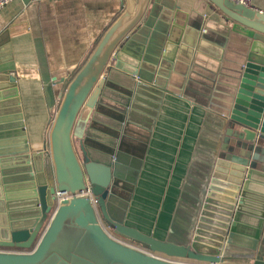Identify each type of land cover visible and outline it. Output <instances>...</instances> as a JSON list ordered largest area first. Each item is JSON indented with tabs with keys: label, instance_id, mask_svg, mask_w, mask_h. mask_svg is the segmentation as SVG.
<instances>
[{
	"label": "water",
	"instance_id": "1",
	"mask_svg": "<svg viewBox=\"0 0 264 264\" xmlns=\"http://www.w3.org/2000/svg\"><path fill=\"white\" fill-rule=\"evenodd\" d=\"M125 1V12L61 96L47 153L31 152L19 109L15 66L13 61L0 62V176L8 219V238H0V264H185L177 260L264 264L260 256L264 252V167L251 163L249 152L246 161L230 160L225 152L216 161L188 244L158 240L125 224L140 169V163L131 159L137 154L125 148V137L131 136L136 111L153 118L159 111V103L152 109L142 105L141 90L161 100L170 92L168 83L183 50L186 28V22H179V9L166 23L158 21L154 26L155 6L145 17L152 0ZM207 1L233 23V32L244 37L228 69L223 116L230 129L237 128L240 139L255 144V153L260 154L264 13L230 0ZM115 70L126 72L135 82L126 94H113L119 104H114L113 120L120 133H114V142L107 146L81 115L86 107H95L96 93L103 95L101 103L107 99L108 78ZM79 125L78 150L74 136ZM144 153L137 157L143 159ZM88 191L90 195H82ZM57 192L72 197L55 207Z\"/></svg>",
	"mask_w": 264,
	"mask_h": 264
},
{
	"label": "crops",
	"instance_id": "2",
	"mask_svg": "<svg viewBox=\"0 0 264 264\" xmlns=\"http://www.w3.org/2000/svg\"><path fill=\"white\" fill-rule=\"evenodd\" d=\"M153 6L154 26L158 21L166 23L174 10L182 12L179 22H186L184 44L168 83L170 92L161 100L141 90L144 107L152 109L159 103L156 117L136 111L130 122L131 136L125 137L126 149L137 155L145 150L143 159L131 158L140 163V169L125 224L158 240L186 245L194 235L221 154L246 161L249 152L251 163L262 168L264 141L257 144L262 150L256 154L255 144L240 139L237 128L230 129L223 116L221 100L228 69L244 41L232 31L233 23L207 0H152L146 19ZM252 8L264 13V0H252ZM125 10V0H15L0 11V62L13 61L15 66L19 109L32 153L49 152L61 96ZM109 77L107 99L101 103L103 95L96 93L95 107H86L81 115L107 146L114 142L113 134L120 133L113 120L117 114L114 104L119 105L114 95L126 94L135 82L122 70ZM122 138L121 134L120 142ZM74 140L79 150V140ZM3 195L0 176V238L7 239ZM260 256L264 258L263 251Z\"/></svg>",
	"mask_w": 264,
	"mask_h": 264
},
{
	"label": "built area",
	"instance_id": "3",
	"mask_svg": "<svg viewBox=\"0 0 264 264\" xmlns=\"http://www.w3.org/2000/svg\"><path fill=\"white\" fill-rule=\"evenodd\" d=\"M13 1L15 0H0V11L3 10L6 6H8L9 4H11ZM235 4L238 5H242V6H246V7H250L252 8V0H230ZM87 194H91L90 191L88 192H84L82 195H87ZM57 196V200H56V204L55 207L59 206V204L61 203V201L66 200V199H71V195L68 193H60L57 192L56 193ZM94 204H96V200L93 199Z\"/></svg>",
	"mask_w": 264,
	"mask_h": 264
},
{
	"label": "rangeland",
	"instance_id": "4",
	"mask_svg": "<svg viewBox=\"0 0 264 264\" xmlns=\"http://www.w3.org/2000/svg\"><path fill=\"white\" fill-rule=\"evenodd\" d=\"M81 130H82V127L79 125V127L76 129V132H75V136H74V139H77V137L78 136H80V134H81ZM111 231V230H110ZM125 243H127V242H125ZM129 244V243H128ZM130 245H132V246H135V247H138L137 245H133V244H130ZM138 248H140V247H138ZM159 254H156V256H158ZM159 257H161V258H164L163 256H161V255H159ZM165 259V258H164ZM168 260V259H167ZM172 261H176V260H172ZM178 262H183V263H185V264H195V263H197V262H193V261H190V260H177ZM249 264H252L251 262L249 263Z\"/></svg>",
	"mask_w": 264,
	"mask_h": 264
},
{
	"label": "trees",
	"instance_id": "5",
	"mask_svg": "<svg viewBox=\"0 0 264 264\" xmlns=\"http://www.w3.org/2000/svg\"><path fill=\"white\" fill-rule=\"evenodd\" d=\"M61 99V98H60ZM128 241V240H127ZM128 242H130V243H133L134 244V242H132V241H128Z\"/></svg>",
	"mask_w": 264,
	"mask_h": 264
}]
</instances>
